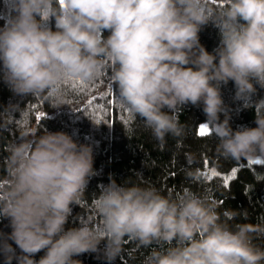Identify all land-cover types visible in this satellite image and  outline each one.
I'll use <instances>...</instances> for the list:
<instances>
[{"label":"clouds","instance_id":"9594fccd","mask_svg":"<svg viewBox=\"0 0 264 264\" xmlns=\"http://www.w3.org/2000/svg\"><path fill=\"white\" fill-rule=\"evenodd\" d=\"M9 7L0 74L15 95L74 109L67 85L106 74L119 104L161 147L185 136L184 106L202 105L218 158L264 159V98L252 99L264 88V0H9ZM210 23L219 34L211 52L199 35ZM229 81L234 98L254 107L255 127L232 128L221 92ZM5 132L13 138L0 159V219L11 228L0 231L4 264H82L76 257L98 251L113 264L129 242L150 249L142 264H264L257 243L264 217L238 220L246 213L221 212L208 192L189 187L165 194L140 172L135 182L110 174L85 205L97 174L91 144L33 123L27 105L0 110V138ZM185 175L204 181L199 167ZM74 205L88 211L67 227Z\"/></svg>","mask_w":264,"mask_h":264},{"label":"trees","instance_id":"16d2710c","mask_svg":"<svg viewBox=\"0 0 264 264\" xmlns=\"http://www.w3.org/2000/svg\"><path fill=\"white\" fill-rule=\"evenodd\" d=\"M10 11L9 0H0V27L5 24ZM50 23L55 29L54 18ZM104 34L107 36L108 32L105 31ZM199 35L201 43L210 52L219 43L218 29L211 23ZM67 87L73 93L74 109L68 105L60 109H48L47 102L43 99L30 101L31 97L15 95L0 74V110L10 104H19L21 107L27 105L33 123H43L51 131L68 132L80 143L93 146L97 174L88 183L85 205L90 203L92 194L99 190V185L109 182L110 174H115L118 181L131 176L135 182L136 176L133 174L140 172L145 181L165 194L169 190L175 193L189 187L193 191L208 192L221 212L235 209L246 213V217H238V220L246 218L256 222L264 217V159L236 162L218 158L215 152L217 141L212 133L208 136L199 135L198 127L206 121L202 105L184 106L181 122L186 124L185 136L179 139L169 136L161 147L151 132L144 129L139 117H132L119 104L117 90L115 86L109 85L106 74L93 83L72 82ZM235 91L231 81L221 87L225 106L231 116L232 128L235 130L239 127H255L254 107H245L243 101L236 100ZM260 98H264V88L258 87L252 99L255 101ZM38 112L46 115L37 119ZM223 119L222 114L221 120ZM125 122L133 129L129 136L123 128ZM12 138L11 132H5L0 138V159L6 155L4 147ZM190 155L195 156L191 164ZM189 167H199L202 170L203 183L193 182L186 177L185 169ZM210 169L217 170L220 175L208 179L205 173L210 174ZM233 169L236 170L235 176H231ZM228 176L231 179H226ZM87 211V207L74 205L67 227L79 226L81 217ZM0 231H11L8 219H0ZM257 243L264 245V241ZM103 247L104 242L100 249ZM149 251L150 249L137 248L135 242H129L125 245L123 256L118 257L113 264H142ZM43 254V251L37 253L36 259ZM76 258L82 264H108L102 251L84 253ZM0 264H4L2 256Z\"/></svg>","mask_w":264,"mask_h":264},{"label":"snow or ice","instance_id":"6c2138e0","mask_svg":"<svg viewBox=\"0 0 264 264\" xmlns=\"http://www.w3.org/2000/svg\"><path fill=\"white\" fill-rule=\"evenodd\" d=\"M45 115L46 114L44 112H38L37 113V119H40V118L44 117ZM210 134H211V130L207 125H203V124L200 125V127H199V135L200 136H208ZM205 163H207V161H205ZM205 175L208 177V179H212L213 176H219L220 173L215 169H210V174L205 173ZM235 175H236V170L233 169L231 176H235ZM231 176L226 177V179H231Z\"/></svg>","mask_w":264,"mask_h":264},{"label":"rangeland","instance_id":"374dc122","mask_svg":"<svg viewBox=\"0 0 264 264\" xmlns=\"http://www.w3.org/2000/svg\"><path fill=\"white\" fill-rule=\"evenodd\" d=\"M202 123H204V122H202ZM202 123H201V124H202ZM201 124H200V125H201ZM200 125H199V127H200ZM199 127H198V130H199ZM251 161H252V160H251Z\"/></svg>","mask_w":264,"mask_h":264}]
</instances>
